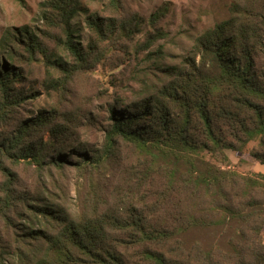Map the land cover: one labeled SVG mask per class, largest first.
I'll return each mask as SVG.
<instances>
[{"label": "trees", "instance_id": "16d2710c", "mask_svg": "<svg viewBox=\"0 0 264 264\" xmlns=\"http://www.w3.org/2000/svg\"><path fill=\"white\" fill-rule=\"evenodd\" d=\"M48 7L45 22L78 63H56L67 77L88 59L70 29L79 3ZM87 24L100 38L113 32L97 16ZM12 39L28 57L39 48L26 30L0 38V118L25 99L15 91L21 68L10 65ZM161 79L136 102L108 103L99 144L66 141L76 132L57 121V109L22 119L2 138L0 154L13 162L83 175L72 187L51 175V187L18 192L2 168L0 214L17 236L11 264H264V175L204 155L242 151L256 138L251 155L264 164V0H231L229 17L199 32L190 55ZM95 122L91 115L85 126Z\"/></svg>", "mask_w": 264, "mask_h": 264}, {"label": "rangeland", "instance_id": "374dc122", "mask_svg": "<svg viewBox=\"0 0 264 264\" xmlns=\"http://www.w3.org/2000/svg\"><path fill=\"white\" fill-rule=\"evenodd\" d=\"M49 1L0 0V38L10 32L17 38L21 31L26 30L34 33L39 42V48L30 57L25 45H14L17 43L15 39L6 45L16 58L10 65L21 68V78L15 83V91L24 95L25 99L13 108V115L8 113L0 118V141L9 131L16 129L22 119L34 117L41 110L57 109L60 112L57 121H64L70 130L76 132L66 141L72 142L76 137L80 145L99 144V124L105 117L108 103L117 97L129 104L155 93L163 83V70L180 67L182 59L190 55L197 34L229 17L231 2L77 0L79 7L71 20L70 29L73 40L84 48L88 59L66 77L56 63L63 61L68 67L78 63L65 48V37L60 30L49 27L44 20L43 14L49 12ZM90 16L100 17L104 24H110L113 29L110 37L96 36L87 24ZM89 45L90 48H87ZM64 79L66 82L63 84ZM91 115L96 120L95 127L85 126ZM50 137L48 133L43 136L45 141ZM257 142L258 139L254 138L248 148L243 149L245 152L225 149L223 154L210 155L204 151V155L219 166L240 174L264 175V164L251 155ZM225 154L230 161L223 160ZM3 167L14 174L18 192L33 189L42 181L51 187V175L69 182L71 187L83 176L71 168L39 171L35 165L13 162L11 157L1 153L0 187L5 180ZM6 219L0 214V257L4 258L3 264H11L13 258L8 252L16 245L17 236ZM262 235L264 237V228ZM203 236H208V233Z\"/></svg>", "mask_w": 264, "mask_h": 264}]
</instances>
